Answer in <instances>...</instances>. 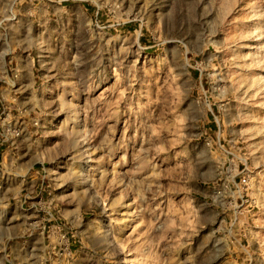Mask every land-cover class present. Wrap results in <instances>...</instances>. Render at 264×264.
Instances as JSON below:
<instances>
[{
  "label": "rangeland",
  "instance_id": "1",
  "mask_svg": "<svg viewBox=\"0 0 264 264\" xmlns=\"http://www.w3.org/2000/svg\"><path fill=\"white\" fill-rule=\"evenodd\" d=\"M0 264H264V0H0Z\"/></svg>",
  "mask_w": 264,
  "mask_h": 264
},
{
  "label": "built area",
  "instance_id": "2",
  "mask_svg": "<svg viewBox=\"0 0 264 264\" xmlns=\"http://www.w3.org/2000/svg\"><path fill=\"white\" fill-rule=\"evenodd\" d=\"M239 184H241V185H245V184H247L246 177L242 176V177L239 179Z\"/></svg>",
  "mask_w": 264,
  "mask_h": 264
},
{
  "label": "bare ground",
  "instance_id": "3",
  "mask_svg": "<svg viewBox=\"0 0 264 264\" xmlns=\"http://www.w3.org/2000/svg\"><path fill=\"white\" fill-rule=\"evenodd\" d=\"M81 164H82V162H81ZM76 167H77V166H76ZM78 167H79V166H78ZM78 167H77V168H78ZM74 169H75V168H74ZM128 220H129V219H128Z\"/></svg>",
  "mask_w": 264,
  "mask_h": 264
}]
</instances>
